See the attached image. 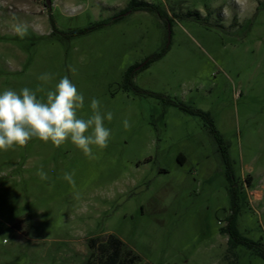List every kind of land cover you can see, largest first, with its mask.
<instances>
[{"label":"rangeland","instance_id":"rangeland-1","mask_svg":"<svg viewBox=\"0 0 264 264\" xmlns=\"http://www.w3.org/2000/svg\"><path fill=\"white\" fill-rule=\"evenodd\" d=\"M132 1L0 0V93L67 76L80 118L93 98L113 113L96 159L70 140L0 151V264H110V235L135 264H264V0H137L165 17L111 21Z\"/></svg>","mask_w":264,"mask_h":264},{"label":"clouds","instance_id":"clouds-1","mask_svg":"<svg viewBox=\"0 0 264 264\" xmlns=\"http://www.w3.org/2000/svg\"><path fill=\"white\" fill-rule=\"evenodd\" d=\"M15 32L25 35L26 26L17 25ZM38 79L48 82L52 75L45 73ZM38 92H43L44 96L38 98ZM83 107L84 96L67 76L61 78L53 90L43 87L35 91L27 87L19 92L4 90L0 93V151L24 147L33 138L45 143L50 141L56 148L70 140L85 156L96 159L93 147L103 150L109 145L111 130L105 127L104 121H112L113 113L103 114L100 101L93 98L92 115L83 119L78 116V110ZM123 124L125 128L130 127L127 119ZM37 175L41 180L49 179L42 168ZM73 175L65 173L64 179L75 187Z\"/></svg>","mask_w":264,"mask_h":264},{"label":"trees","instance_id":"trees-1","mask_svg":"<svg viewBox=\"0 0 264 264\" xmlns=\"http://www.w3.org/2000/svg\"><path fill=\"white\" fill-rule=\"evenodd\" d=\"M150 11V12H156L158 13V15L163 19L165 17V12H162L161 10H158L156 8H154L151 4H148L147 2L144 1H137V0H133L131 2V12H135V11ZM53 28L56 30V26L55 24H52ZM161 57V56H159ZM149 60L146 64L143 65L142 68H146L148 67V65L150 64ZM136 67H132L128 70L127 74H126V82L128 84V86H132L133 89H135V91L138 92H143V90H141L140 88H138L137 86H135L133 84L132 78L134 76V73L136 72ZM182 107V106H180ZM213 132L215 134V136L217 137V139L221 142V136L220 134L213 129ZM223 156L225 158V161H228L225 149L223 150ZM230 178V176H229ZM230 181H232L234 183L233 178L230 179ZM233 199L236 202L235 205L237 204V194L235 192H233ZM223 233H227L230 237H229V244L232 246H236L237 242L239 241V236H238V232H237V228H236V223H235V217H233L230 221V224L228 225L227 229L223 230ZM244 241V240H243ZM108 246H106L107 250L109 251V257L108 259L111 261L110 264H135L137 261V257L133 256L131 254V250H128L127 254H131V256L129 258H127V260H125L126 257H124V259H122L123 255V251L127 249H125V244L115 235H110L108 238Z\"/></svg>","mask_w":264,"mask_h":264},{"label":"flooded vegetation","instance_id":"flooded-vegetation-1","mask_svg":"<svg viewBox=\"0 0 264 264\" xmlns=\"http://www.w3.org/2000/svg\"><path fill=\"white\" fill-rule=\"evenodd\" d=\"M42 1H43L46 8L49 9L51 7V2L48 3L47 0H42ZM127 14H131V2L127 5V7H125L121 11H119L118 14L112 16L111 21L117 22V21L123 19Z\"/></svg>","mask_w":264,"mask_h":264},{"label":"crops","instance_id":"crops-1","mask_svg":"<svg viewBox=\"0 0 264 264\" xmlns=\"http://www.w3.org/2000/svg\"><path fill=\"white\" fill-rule=\"evenodd\" d=\"M119 238V237H118ZM124 244H125V242L121 239V238H119Z\"/></svg>","mask_w":264,"mask_h":264},{"label":"water","instance_id":"water-1","mask_svg":"<svg viewBox=\"0 0 264 264\" xmlns=\"http://www.w3.org/2000/svg\"><path fill=\"white\" fill-rule=\"evenodd\" d=\"M48 3H50V0H47Z\"/></svg>","mask_w":264,"mask_h":264}]
</instances>
